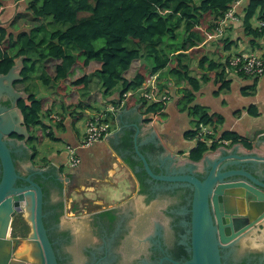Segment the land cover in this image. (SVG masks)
I'll return each instance as SVG.
<instances>
[{
  "label": "trees",
  "instance_id": "trees-1",
  "mask_svg": "<svg viewBox=\"0 0 264 264\" xmlns=\"http://www.w3.org/2000/svg\"><path fill=\"white\" fill-rule=\"evenodd\" d=\"M237 1L27 0L26 12L33 19H52L60 24L57 26L58 29L52 32L41 26L24 30L17 35L10 34L6 27L0 25V74H8L16 59L22 56L27 57L22 71L24 81L37 74L42 65L43 67L46 65L47 68L48 63L58 62L53 78L47 73H42L45 87H52L56 83L54 101L47 102L44 108L42 98L34 93L31 104L21 105L26 126L31 133V144L36 141L42 144L45 136L54 139L50 124L45 123V119L55 111L52 105L62 104L63 120L56 124L58 126L63 125L67 116H71L74 122L82 119L83 114L79 111L86 108L78 91L87 90L93 77L99 79L101 87L99 92L102 97L120 90L122 99L133 105L142 103L144 106L148 103L132 92L143 87L153 75L161 73L159 91L170 94L171 86L161 79L172 77L177 86L187 85V88L179 91L182 97L178 103L179 110L182 113L188 112L196 120V128L187 133V138H195L202 124L213 125L216 128L222 125L224 123L222 117L211 115L205 108L194 105L196 94L203 83L219 79L223 89L230 85L220 71L222 64L210 59L205 48L200 46L214 34L218 22ZM3 5L4 0H0V7ZM257 16L259 19L264 17V0H251L245 8L243 24L247 33L254 37L263 36L258 29L252 27V21ZM99 43L103 46L99 47ZM144 46H147L146 53ZM72 50H76L77 53ZM186 52H190L191 58L199 54V68L203 73L201 78L192 76L190 65L184 64L181 59ZM147 56L153 59L152 65L146 62ZM136 63H139L137 73L129 80L125 74L132 67L135 68ZM78 69L83 70L84 75L71 80ZM71 95L78 98L75 104L68 100ZM98 97L99 94L94 95L95 99H100ZM164 107L162 103L150 104L147 113L157 114ZM252 111L256 113L254 109ZM13 136L24 139L18 135ZM223 137L232 140L233 143L241 142L240 136L230 132L225 133ZM125 141L128 148H133L130 134L125 137ZM218 146L198 143L191 152V158L200 161L207 152L216 150ZM32 147L37 153L39 150L37 145ZM39 167L46 168L47 165ZM138 176L144 185L143 174L139 173ZM21 182L20 180L19 184ZM39 184L44 194L48 196L46 198L50 200L52 193L46 184ZM60 186L62 187V184ZM58 206L61 211L55 215L56 222H59L64 214L63 202ZM55 207L57 205H46L44 210L47 213L50 208ZM47 221L45 219L48 228ZM18 231L23 235L29 232V226L21 216L15 220L14 236H17Z\"/></svg>",
  "mask_w": 264,
  "mask_h": 264
},
{
  "label": "water",
  "instance_id": "water-1",
  "mask_svg": "<svg viewBox=\"0 0 264 264\" xmlns=\"http://www.w3.org/2000/svg\"><path fill=\"white\" fill-rule=\"evenodd\" d=\"M26 59V56L19 57L8 74H0V100L5 93L16 100L29 99L14 88L15 82L23 80ZM16 104L14 102L9 110L0 103V264H58L45 224L43 188L32 177L22 175L30 169H37L29 164L30 161L17 167L16 156L23 154L24 150L33 154L34 150L29 145L31 133L25 125V116ZM142 106L124 108V112L118 110L117 133L107 138L108 146L123 164L131 166V172L137 177L136 198L119 208L146 205L142 182L137 176L139 172L134 169L138 161L153 181H182L192 186V259L189 264H227L222 251L240 242L264 250V174L257 171L260 165H264V131L250 135L254 140L252 150L243 145L218 147L216 155L206 153L200 161H192L171 152L170 140L166 136H155L154 127H143L146 121L155 120V117L151 114L140 118ZM128 134L135 150L133 156L131 153L122 154V148L133 149L126 146ZM13 135L24 140L10 139ZM151 148L162 150L158 159L166 174L154 172L150 155L143 152V149ZM59 165L55 167L58 169ZM47 169H38V172L44 174ZM200 172L206 175L201 177ZM58 174L60 180L66 182L68 191L69 186H75L76 179L82 178L78 170L70 177L60 169ZM19 180L28 185L19 186ZM65 188L59 197L64 202ZM17 216L25 218L31 226L28 241L22 240L18 250L19 240L13 235ZM88 217L66 221L64 214L63 222L77 232ZM26 235L19 234V231L17 234L22 238Z\"/></svg>",
  "mask_w": 264,
  "mask_h": 264
},
{
  "label": "crops",
  "instance_id": "crops-1",
  "mask_svg": "<svg viewBox=\"0 0 264 264\" xmlns=\"http://www.w3.org/2000/svg\"><path fill=\"white\" fill-rule=\"evenodd\" d=\"M251 0H243L236 11L242 16V21L229 25L224 36L220 40L207 39L200 47L205 48L210 59L223 65L225 60L231 55L239 53H262L264 50V35L254 37L247 33L243 24L245 8ZM27 8V0H4V5L0 7V25L6 27L10 34L17 35L24 30L16 31L15 22L20 16L29 15L23 13ZM32 17V16H31ZM33 18V17H32ZM35 20V19H34ZM51 21V19H47ZM258 16L252 21V27L256 28ZM58 26L60 24L53 23ZM26 27H29L26 25ZM66 28V27H65ZM230 43L232 45L230 46ZM77 53V51H76ZM187 52L185 58L181 57L184 64L190 65L191 75L201 78L202 71L199 68V54L194 58ZM138 68L130 69L126 78L131 80L135 77ZM221 71V70H220ZM75 79L84 75L83 70H77ZM90 73L89 71H87ZM92 73H94L92 71ZM159 80L161 73H157ZM163 82L171 86L169 94L171 99L165 105L164 109L154 114L155 120L146 121L143 127H154V135L159 137L166 136L170 140L171 152H177L176 155L181 158H191V152L197 147V138H187V133L195 130L196 120L188 113H182L179 110L178 103L181 97L179 91L187 88L186 84L182 87L177 86L172 77H163ZM229 81L228 88H222L220 80H211L202 84L200 91L196 94L194 105L205 108L209 114L218 115L224 119V123L217 128L220 136L230 132L237 134L241 142L231 143L230 145H219V148H233L235 145H243L247 149H253L254 140L251 134L264 131V76L261 78L237 77L234 79H225ZM97 77L92 78L95 90L101 91L100 82ZM93 86L91 85V88ZM90 87L87 90H79V96L86 109L79 111L83 114L80 121L74 122L71 116L65 117L62 126H58L50 116L45 119V123L50 124L53 138L46 139L44 144L52 148L48 154V159L52 166L59 165L58 169L66 172V177H70L76 170L82 175V178L76 179L75 186H69L65 191L66 206H72L74 210L83 212L94 211L95 209L104 210L119 208L130 199L137 196V178L131 172L130 166L123 164L118 155L108 146V137L115 136L117 133L118 110L124 112V108H134L136 105L121 98V91L117 90L111 95L102 97L100 92L91 94L93 90ZM99 94L100 99H95L94 95ZM121 101V103H119ZM149 105L142 106L140 118L148 115ZM115 108V112H109L110 108ZM252 109L256 111L254 114ZM107 110L108 117L113 124V132L104 141L95 146L79 150L82 163L80 166L72 167L68 163V153L61 151L65 145L76 146L81 140L86 120L94 114ZM59 114L60 112H56ZM241 143V144H240ZM218 149V148H217ZM216 150H211L207 154L216 155ZM48 151V152H49ZM192 161H194L191 158ZM47 168V167H46ZM67 206V207H68Z\"/></svg>",
  "mask_w": 264,
  "mask_h": 264
},
{
  "label": "flooded vegetation",
  "instance_id": "flooded-vegetation-1",
  "mask_svg": "<svg viewBox=\"0 0 264 264\" xmlns=\"http://www.w3.org/2000/svg\"><path fill=\"white\" fill-rule=\"evenodd\" d=\"M22 81L15 82L14 88L17 92L29 96V99L22 97L16 100L5 93L0 100L3 108L11 110L16 102L17 107L21 109L23 103L29 104L33 101L34 93L24 88V77ZM10 139L24 140L15 136H11ZM10 139L8 137V140ZM31 149H33L32 146ZM161 151L160 148L143 149L147 156L150 155L149 161L154 172L166 174V169L161 166L158 159ZM130 153L132 156L135 154L134 147L132 150L122 148V154ZM35 154V152L31 154L24 150L23 154L17 155V167L22 163L26 165L31 159L34 160ZM134 167L145 178L146 183L145 186L141 183V191L145 196L144 204L146 205L139 206L140 208L122 207L89 211L88 213L92 214L83 221L86 222L84 225H79L77 232L63 222L65 202L59 197L62 196L66 182L60 180L58 169L51 166L44 174L32 169L25 174L21 173L25 178L32 177L36 182L46 184L52 193L50 200L44 194L46 201L44 209L46 205H57L45 213L48 220L49 239L58 264H189L192 259L191 229L194 195L192 186L182 181L156 182L148 177L141 163L137 161ZM257 171L264 174V165H260ZM198 174L201 177L206 175L204 172ZM27 185L26 181L19 184V186ZM61 202L64 204V214L61 220L56 222L55 215L61 211L58 206ZM17 218L18 216L15 220ZM26 223L29 226L27 235L25 234L23 238L14 236L19 240L17 250L22 240L28 241L31 233V226L27 221ZM222 254L227 264H264L263 249L251 245L244 246L241 242L223 250Z\"/></svg>",
  "mask_w": 264,
  "mask_h": 264
},
{
  "label": "built area",
  "instance_id": "built-area-1",
  "mask_svg": "<svg viewBox=\"0 0 264 264\" xmlns=\"http://www.w3.org/2000/svg\"><path fill=\"white\" fill-rule=\"evenodd\" d=\"M243 0H238L225 16L218 22L216 31L208 39L220 40L229 25L236 24L242 21V16L236 11L237 6ZM264 35V17L257 21L256 28ZM221 72H223L225 79H234L237 77L245 78H261L264 76V50L262 53H239L231 55L222 65ZM138 98H143L148 105L162 103L166 105L171 97L166 91H159V77L153 75L143 87L132 92ZM127 97V95H126ZM109 112L114 113L115 108H110ZM107 110L94 114L88 118L85 123L84 134L79 143L74 145H67L68 164L72 167L80 166L82 160L78 155L79 150H84L95 146L104 141L113 132V124L108 117ZM55 123H60L63 120L62 115L55 111L50 115ZM198 143H205L208 146L214 144L230 145L232 140L225 139L220 136L218 132L211 125L202 124L196 136Z\"/></svg>",
  "mask_w": 264,
  "mask_h": 264
},
{
  "label": "rangeland",
  "instance_id": "rangeland-1",
  "mask_svg": "<svg viewBox=\"0 0 264 264\" xmlns=\"http://www.w3.org/2000/svg\"><path fill=\"white\" fill-rule=\"evenodd\" d=\"M22 9H25V11H23V13H26V6H23ZM53 23H54V21L52 19H51V21L46 20V19H35L34 20L31 17V15H27V16L23 15V16H20L16 20L15 27H16V31H17V30H21L23 28H29V29L31 28V29H33V28L44 26V27H46V30L48 32H52L53 30L58 29V27L56 25H54ZM26 25L29 26V27H26ZM62 27L65 28V26H62ZM213 40H216V39H213ZM98 46L102 47L103 44L99 43ZM72 51L74 53H76V50H72ZM144 52L145 53L147 52V46H144ZM186 53H184V55H187ZM183 58H185V61H187L186 56L183 57ZM146 62L149 65H152L153 64V59L151 57L147 56ZM57 64H58V62H56V61L50 62V63L47 64V66H48L47 68H46V65H44L45 68L42 65L41 69H39V72L37 74L31 76L29 79H27L23 83L24 88L26 89V91L28 90V92L35 93V94L38 95L39 98H42L44 108L46 107L47 102L52 103V101H54L55 95H53V94H55V90H56L55 89V85H56V83H54V86H52V87L51 86L50 87H45L43 85V82H42V73H44V74L47 73L49 77L53 78L55 76V67H56ZM138 65H139V63H136L135 68H137ZM77 73L78 72L75 71V75ZM74 79H75V76H73L71 78V80H74ZM69 84H70V82H69ZM91 85L93 86L92 88H91ZM19 87H21V85ZM90 88L93 90V92L91 94H95L96 92H99V90L98 91L95 90V85L93 83L90 84ZM45 98H47V99L45 100ZM68 100L70 102H73V104H75V102L78 100V98H76V95H71L68 98ZM61 105L62 104H60V103H57V105H55V106L52 105V109H54L55 112H60V114H62ZM39 132L40 131L37 132L38 139H39V134H40ZM46 139H47V137L45 136L44 142L46 141ZM44 142L42 144L39 143V141H36L35 143H32V144L29 143V145H31V146L37 145V147L39 149L37 151V153L35 154L34 160L31 159L30 162H29V164L32 165L33 167L35 166L34 168H36L37 170L38 169H44V168H41V167H37V165L38 166L39 165H41V166L47 165V168L52 166L51 165L52 163L50 162L51 159L47 158L48 154L50 153L52 148H49V146L47 144L45 145ZM66 147H67V145H65V148L63 147V149L61 151H64V149H65V152L67 153ZM49 149H50V151H49ZM135 178H137V177L135 176ZM67 206H66V203H65V218H66V221L75 220V219H78V218H81V217H87V216L92 214V213H88L86 211L83 212L81 210H79V212H77V210H74L72 208V206L71 207H69V206L67 207ZM95 212H97V211H95Z\"/></svg>",
  "mask_w": 264,
  "mask_h": 264
}]
</instances>
